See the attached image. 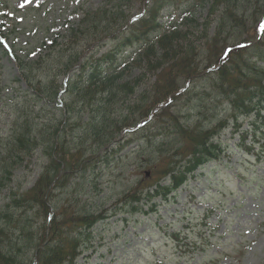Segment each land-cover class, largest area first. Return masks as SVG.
<instances>
[{
    "label": "rangeland",
    "instance_id": "obj_1",
    "mask_svg": "<svg viewBox=\"0 0 264 264\" xmlns=\"http://www.w3.org/2000/svg\"><path fill=\"white\" fill-rule=\"evenodd\" d=\"M106 1L0 0V41H3L5 49L0 47V144L8 138L18 119L19 123L29 120V127L33 130L44 126L51 130L52 125L61 122V111L72 100L68 87L62 84L66 78H69L68 84L71 79L78 80L77 69L63 68L68 54L72 51L81 53L79 62L82 63L92 53L94 59L111 47V41L104 40L106 44L102 43L98 49L87 48V38H78L77 41L70 39L69 28L78 26L83 12L94 11ZM211 1L202 4L198 0H175L172 6L161 11L159 20L163 24L173 22L190 11L200 26L186 39L195 45L197 51L203 52L205 37L201 24L205 20L209 22L206 34L212 36L216 32V19L220 11L218 8L209 15ZM194 3H197L196 7H192ZM124 8L125 14L135 20L147 11L148 6L136 0ZM252 34L253 29L249 26L241 31V39L238 41L248 40ZM55 38L59 43L62 41L64 51L59 52V57L54 59V53H48L43 46L49 45ZM223 42L220 40L218 46ZM35 61V64L30 65L31 70L19 69L18 62L28 64ZM150 71L142 62L139 67L125 72L123 80L133 81L141 77V81L132 95H127L123 103L119 102L108 111L110 118L120 120L127 114L126 106L132 104L137 94L148 89L154 81ZM33 85L41 88L36 100L32 96ZM49 86L57 89V97L62 99V104L54 105L55 99ZM102 97L99 96V99L102 100ZM195 99L186 104L177 99L162 118L166 119L172 114L191 115L190 126L194 127V117L199 114L200 123H207L211 127L210 121L214 114L219 113L218 108L225 109L221 110L219 117L231 114L226 111V104L217 108L208 100V106L201 108L199 113L193 109L198 105ZM72 105L74 109L66 119L68 125L72 123L75 126L78 123L82 126L95 111L94 102L91 107L81 105V109L77 101H73ZM64 115L67 116L66 113ZM252 121L253 115L239 116L238 126L232 123L227 125L215 137V142L218 141L222 147L219 159L197 168L167 199L155 197L146 204L144 198L139 203L142 211H132L136 203L121 196L128 194L137 181H142L144 188L151 186L160 175L153 174L152 168L161 161V155H151L149 150L141 154L140 151L143 135L152 137V131L156 129L124 135L115 153L109 151L111 147L108 149V164L98 162L100 152L88 137L83 146L87 150L81 155L82 160L91 158L86 172L81 176L80 173L76 176L72 173L69 193L58 183L54 184L51 198L60 221L64 218L60 212L62 207L68 208L76 192L84 208L89 207L93 212H103L105 215V219L93 227L92 247L84 251L77 264H264V150L261 145L263 140H259L262 133L253 132ZM74 126L72 131L66 127L67 146H70L72 153L76 142L85 141H77V136L85 135L87 130L76 129ZM167 134L175 135L173 132L164 135ZM164 135L156 136L154 142L157 144L172 140ZM179 141L176 138L177 146L180 145ZM149 159L152 162L146 165L145 161ZM47 161L42 146L26 155L20 164L14 165L11 182L7 183L10 184L0 188V206L9 200L10 192L20 193L31 188ZM96 163L95 167H90ZM167 163L168 160L159 164V168L165 167ZM145 170H150L151 175L146 177ZM72 182L86 186L82 188ZM161 183L169 185L170 181L164 179ZM153 204L155 210L150 211ZM204 215L208 216L206 220ZM204 222L207 225H203ZM86 254L89 258H85Z\"/></svg>",
    "mask_w": 264,
    "mask_h": 264
},
{
    "label": "trees",
    "instance_id": "obj_2",
    "mask_svg": "<svg viewBox=\"0 0 264 264\" xmlns=\"http://www.w3.org/2000/svg\"><path fill=\"white\" fill-rule=\"evenodd\" d=\"M131 1L136 0H107L94 11L84 12L78 26L70 30L69 38L74 41L87 38V48L98 49L101 41L108 37L113 42L105 53L94 59L92 53L82 64L78 62L81 53L72 51L68 54L63 68L69 70L78 64L79 72L76 75L78 80L71 79L68 84L67 90L72 100L66 104L64 111H61L63 119L58 122L60 125H52L51 130L46 126L44 129L35 127L33 130L29 127V120L19 123L18 119L8 138L0 144L2 189L10 184L7 183L11 182L14 165L20 164L35 148L43 146V154L48 159L31 188L20 193L10 192L9 200L0 206V264H74L81 249L91 243V228L101 216L89 207H83L79 193L76 192V197L73 196V201L68 205L71 210L62 207V221L57 218L58 214L55 213L51 202L54 184L58 183L69 193L72 173L74 176L80 173L81 176L86 172L87 163L91 158L82 160L81 155L87 150L83 146L88 137L97 150L105 148L103 153L98 154V162L108 164V144L119 132L147 117L157 104L167 102L154 114L150 122L137 131L156 129L152 131V137L143 135L140 151L141 154L149 150L151 155H161V161L158 159L159 163L152 168L153 174L160 175L152 184L153 189H149L152 185L143 188V183L139 180L128 194L121 196L136 203L137 206H133L132 211H141L139 203L144 198L146 204L156 196L166 198L196 167L218 156L220 144L214 143L213 137L226 124L233 122L236 125L239 116L246 117L253 113V123L259 122L264 126V33L256 39L255 26L264 9V0H212L209 15L218 8L220 11L216 19V32L212 36L206 34L209 22L205 20L201 24L205 37L203 52L197 51L195 45L186 39L200 26L190 11L173 22H160L162 9L168 5L172 6L175 0H141L148 9L140 19L130 22L131 18L125 14L124 6H128ZM198 2L204 4L207 0ZM196 6L197 3L192 5ZM192 12L195 13V10ZM249 26L254 34L248 40L238 41L241 39V31ZM229 39L232 42H228ZM183 40L187 42L183 44ZM220 40L224 42L218 46ZM239 42L246 43L239 47ZM61 46L53 40L45 49L50 50L48 53H54L55 59L59 57V52L64 51ZM224 54L225 60L221 62ZM36 62H18L19 69L31 70L30 65ZM142 62L151 70L154 81L148 89L137 94L132 104L126 106V115L120 120H113L108 111L119 102L123 103L127 95H132L141 81V77L133 81L123 80L122 77L126 71L139 67ZM215 66V70H208ZM29 84L32 85V82L29 81ZM49 88L52 89L50 93L54 99L57 89L52 86ZM32 89L36 95L37 92L41 93L39 85H33ZM181 89L182 92L175 94ZM99 96H103L102 100ZM194 97L198 105L193 109L197 111L208 106V100L217 108L226 104V111L231 114L219 117L221 110L225 109L218 108L219 113L214 114L210 121L211 127L207 123H200L199 114L194 117V127L190 126L191 115L172 114L166 119L162 118L177 99L186 104ZM73 101L80 103V109L83 106L91 107L92 103H95V111L92 110V114L82 126L78 123L75 126L72 123L68 125L66 122L74 109ZM182 118L185 120H181ZM73 126L87 130L85 135L77 136V141H85L76 142L72 153L70 146H67L66 127L72 131ZM168 132H173L174 137L169 136L171 134L164 135ZM160 135L168 136L172 140L156 144L155 136ZM176 138L180 140L179 146ZM120 144L121 142H116V149L110 152L115 153ZM166 160L167 165L159 168V164ZM145 162L147 165L152 160ZM96 165L97 163L90 167ZM165 176H169V186L159 184ZM72 183L82 188L86 186ZM151 209H154V204ZM40 245L42 246L39 247Z\"/></svg>",
    "mask_w": 264,
    "mask_h": 264
},
{
    "label": "snow or ice",
    "instance_id": "obj_3",
    "mask_svg": "<svg viewBox=\"0 0 264 264\" xmlns=\"http://www.w3.org/2000/svg\"><path fill=\"white\" fill-rule=\"evenodd\" d=\"M26 2H27V0H26ZM21 7H23V5H21ZM260 29H261L262 31H264V22H261ZM229 51H230V50H229Z\"/></svg>",
    "mask_w": 264,
    "mask_h": 264
}]
</instances>
